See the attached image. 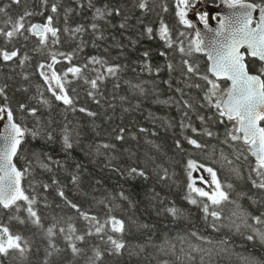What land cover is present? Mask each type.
I'll return each instance as SVG.
<instances>
[{
  "label": "trees",
  "instance_id": "1",
  "mask_svg": "<svg viewBox=\"0 0 264 264\" xmlns=\"http://www.w3.org/2000/svg\"><path fill=\"white\" fill-rule=\"evenodd\" d=\"M245 1L264 6V0ZM142 2L145 0H22L13 4L12 0H0V7L6 8L13 21L25 12L33 13L26 17V28L43 25L52 16L53 26L59 30V43H51L53 38L48 34L47 45H41L39 38L27 30L12 39L0 34V50L18 52L11 61L0 57V88L4 89L0 107L7 106L15 122L44 132L42 138L26 136L14 161L20 170L29 169L21 184L26 194L37 200L33 208L41 225L32 223L24 201L19 202V212L0 207V224L21 235L22 244L27 242L23 256L18 251L0 255V264H246L248 257L264 264V243L258 237L247 239L254 234L253 228L264 229L252 219L264 213V189L252 183L258 180L254 159L242 140L232 141L227 136L234 122L225 118V123H220L217 110L205 100L210 85L200 75L213 79L205 57L179 50L183 47L187 52L196 37L191 27L181 23L177 1L146 0L145 9L139 7ZM53 4L57 5L56 13L51 11ZM97 8L112 15L99 18ZM7 18L0 16V28L5 31L11 30V25L5 27L3 23ZM161 22L169 27L172 47L160 39ZM93 24L97 25L95 29ZM78 27L83 31L75 32ZM149 27L153 29L151 36ZM54 53L60 61L54 66L59 74L73 65H87V78L97 76L93 68L105 76L96 91L69 74L67 87L76 97V111L57 101L40 75L39 65L51 63ZM59 53L71 55V62ZM92 57L105 61L106 66L119 65V71L115 76L108 75L100 65L89 63ZM185 60L198 66L199 75L187 72ZM246 63L252 74H258L261 63ZM129 82L139 87L133 88ZM217 83L220 92L227 91V82ZM197 84L201 87H195ZM90 91L95 92V98L88 95ZM42 98L49 104L42 103ZM21 105H25L23 111ZM81 107L97 115L88 116L78 110ZM33 108L37 109L35 116L29 114ZM182 123L197 128L198 133L191 127L182 128ZM65 126L70 132L71 149L64 147ZM121 129L124 139L118 140ZM205 129L213 136L209 137ZM47 132H51L52 140L46 138ZM188 138L204 147L196 148ZM104 144L114 147L104 148ZM34 153L49 164L51 171L37 163ZM189 160L212 168L229 194L231 202L218 209L221 220L214 221L210 216L206 220L202 206L192 205L185 198L189 193ZM132 168L142 170L145 176L130 174ZM73 177L78 178L76 182ZM61 190L64 197L59 195ZM192 195L198 201L202 199ZM68 201L97 217L101 224L110 216L123 220L125 233L120 236L106 227L104 233L96 234L92 223ZM169 207H177L183 214L174 217L166 211ZM242 211L247 217L240 215ZM13 216L26 222L11 219ZM53 225H57L55 234L49 237L47 229ZM69 225L75 226L76 234L85 236L83 241H72L82 250L79 254L72 252L65 239L67 232H59V227L67 230ZM89 230L92 235H87ZM108 235L125 243L120 254L114 253ZM49 252L53 254L49 256Z\"/></svg>",
  "mask_w": 264,
  "mask_h": 264
},
{
  "label": "snow or ice",
  "instance_id": "2",
  "mask_svg": "<svg viewBox=\"0 0 264 264\" xmlns=\"http://www.w3.org/2000/svg\"><path fill=\"white\" fill-rule=\"evenodd\" d=\"M13 4H20L22 0H12ZM44 3H47V0H44ZM179 4H186L187 0H178ZM230 8H239L242 11L239 13L233 14L230 18H225L221 21L220 29L214 33L212 37L203 36L201 33L197 32L196 39L192 41L190 48L185 51L183 47L179 50L181 53L191 56L193 52L196 53H205L211 61V65L208 71L216 79H210L208 75H200V79H203L210 85V88L205 93V100L208 102V106L214 107L218 115L222 118L220 123H225V118L229 122H234L232 127L228 129L227 136L232 141H243L247 145V150L255 157V167L253 171L255 172L258 180H253V186L258 189H264V8H260L259 22L255 27H252L253 19L252 12L258 7L257 5L246 3L245 0H228ZM141 9L146 8V0L139 4ZM167 9H165L166 11ZM51 11L56 13L58 11L57 5L53 4ZM112 15L111 12L105 13L103 9L97 8L96 15L99 18H103L105 15ZM119 15V11L116 12ZM33 15L32 12H25L24 15L20 16L15 21L12 20L6 11V8L0 7V16H7V20L3 21L5 27L11 25V30L5 31L4 28H0V34L5 35L7 38L12 39L17 35L23 34V30H27L32 33V35L39 38L41 45H47L49 43V35L53 38L51 43H59L58 38V29L53 26V17L48 16L47 22L43 25L41 24H31L27 26L25 20L27 16ZM186 13L181 10L178 12L180 21L183 24L191 27L192 25L184 18ZM202 20H205V17H201ZM206 22V20H205ZM93 29L97 25H92ZM124 27V25H121ZM83 31L82 27L75 29V32L79 33ZM148 34L151 36L153 29L149 27L147 29ZM183 35V33H181ZM160 39L163 40L168 47H172L173 41L169 34V27L161 22L159 30ZM244 49V51H242ZM18 55L16 50L7 51L0 50V57L4 61H11L14 57ZM59 55L64 56L65 59L71 62V55H66L64 53H59ZM145 57L148 56V53H144ZM161 55H166L161 53ZM247 57H252L258 59L261 62V67L258 69V74H252L249 71V65L245 62ZM27 59V57H25ZM23 63V61H21ZM60 63L56 58V54L52 55V62L45 65L40 64V75L44 79L45 83L48 86V91L55 97L57 101H61L66 107H70L72 111H76L75 100L76 97L70 94L68 90V84L70 81L67 79L69 74H71L76 79H83L85 83L90 84L91 89L98 91L99 83L105 79L103 73L99 69L93 68V71H97L98 74L94 79H89L84 76V70L88 67L87 65L84 68L80 66H71L67 68L63 74H59L55 70V65ZM90 64L100 65L101 68L105 69L108 75L115 76L119 71L120 66H106V62L92 57L89 60ZM184 63L187 65V72L199 75L198 66L194 67L189 61L185 60ZM169 69H172V65H168ZM44 69H48L45 71ZM148 70L151 71V68L148 67ZM159 71V70H157ZM226 79L231 81V86L227 89L226 92H220V84L216 81ZM133 88L139 87V85L131 84ZM191 86V85H190ZM195 87L200 88L201 85L197 84ZM74 91V89L72 90ZM4 93V89L0 88V94ZM89 96L95 98V92L90 91ZM43 97V94L41 93ZM42 103L45 105L49 104L47 99L42 98ZM99 103V101H97ZM167 103V102H165ZM184 105L191 107V104L188 101H184ZM21 111L25 109V105L20 106ZM80 112L87 113L88 116L95 117L97 113L89 111L88 109L81 107L78 109ZM37 109L33 108L29 110V114L35 116ZM187 116V113H184ZM7 119V124H0V128L3 130L0 131V207L5 210L15 208L17 212L20 211L21 205L20 201L27 203L26 211L32 223L35 225H41V219L37 211L33 208V205L37 203L35 197H29L25 189L22 187L21 181L25 177V174L29 171L28 168L20 170L17 165L14 163L15 158L22 151V144L26 136L31 135L33 139L42 138L44 132L35 129L30 130L27 127L15 122L13 112L7 107H0V121ZM201 121L205 118L203 116L199 117ZM182 128H189L193 133H198V129L192 127L190 124H183ZM140 131H146L141 128ZM124 129L120 130V135L116 138L118 140L124 139L123 137ZM206 134L211 137L213 133L205 129ZM46 138L52 140L53 136L51 132H47ZM63 143L66 149H71L73 144L70 138V132L65 126V134L63 136ZM188 143L195 146L196 148H202L204 145H201L197 140L188 138ZM104 148L114 147V145L104 144ZM177 147H180L179 142H177ZM36 157L37 163L41 167L51 171L49 164L44 163L39 154H33ZM51 160V157L48 158ZM56 163H59L58 161ZM229 163H231L229 161ZM188 169L190 170L188 184L189 193L185 197L188 202L192 205L202 206V211L205 214V219L207 220L210 216L214 221L221 220V211L218 209L221 208L226 202H231L229 199V194L223 190V186L220 180L217 178L216 172L210 168L205 167L204 165H199V167L204 168L206 172L211 175V182L204 181V177H200L201 181L209 183V186L215 185L214 190L211 192L206 191L204 188L196 187V181L192 178V171H195L197 164L195 161H188ZM137 174L139 176H145V173L142 170L132 168L130 174ZM167 172L165 170V176ZM78 178L73 177V182H76ZM229 188L232 185H228ZM44 188L47 189L48 185H44ZM192 193H195L197 196L201 197V200H197L193 197ZM59 195L64 197V192L61 190ZM123 196V193H121ZM126 198V197H125ZM66 199V197H65ZM70 206L76 209L79 212L80 216L84 220L92 223L95 228L96 234L104 233L107 227V231L111 233H117L120 236L126 231V224L123 220L118 219L114 216H110L104 223H100L95 216H90L87 212L83 211L78 205L72 204L71 201H68ZM239 207V205H237ZM174 217L182 215L183 210L177 207H169L166 209ZM236 215V213H233ZM241 216L247 217V213L243 211L240 213ZM11 219H17L20 223H25L26 221L18 216H13ZM255 224L264 225V213H261L259 216L252 217ZM247 221L245 220V223ZM59 223V222H57ZM57 225H53L47 229L49 237L55 234V229ZM213 227L216 228L217 225L213 224ZM252 227V225H248ZM76 228L74 225H69L66 230L64 227H59L60 233H66L65 239L70 242L71 250L74 254H79L82 250L76 246L73 239L78 241H83L85 239L84 235L76 234ZM237 231H239V226H237ZM253 235L247 237L248 240H253L258 237L261 243H264V230L259 228H253ZM91 230L88 231L87 235H92ZM196 235V233H193ZM22 237L19 234H14L11 232L10 228L6 225L0 224V255L8 256L12 251H18L21 256L24 255L27 249V242L24 241L22 244ZM107 241L113 246V251L115 254H120L121 250L125 248V243L122 239H118L113 235L107 236ZM51 243V241H50ZM52 247L59 251L58 248H55V245L52 244ZM53 253L49 252L48 255L51 256ZM100 252L97 250L96 256L100 257ZM47 264V262H46ZM246 264H260L253 257L246 258Z\"/></svg>",
  "mask_w": 264,
  "mask_h": 264
},
{
  "label": "water",
  "instance_id": "3",
  "mask_svg": "<svg viewBox=\"0 0 264 264\" xmlns=\"http://www.w3.org/2000/svg\"><path fill=\"white\" fill-rule=\"evenodd\" d=\"M187 5H188V1H187ZM212 10H215L214 14L218 15V18H219L218 21H215V19H213V18H209L208 21L204 24L198 22L197 20L190 21V24L193 26L196 34H197V32H199L203 36L212 37L214 35V33L220 29V25H221L222 20H224L225 18H230L233 16V14H236V13H239L240 11H242L239 8H230L227 0H218L217 6L212 8ZM260 14H261L260 9H257V8L252 12L253 23L256 22V24H257L259 22ZM242 51H244V49H242ZM202 55H204L206 57V59L209 63V67H210L211 61H209V59L205 53H202ZM256 60H258V59H256ZM222 80H226V79H221L218 81H222ZM226 81H228L230 86H231V81H229V80H226ZM0 124H3V125L7 124L6 117L3 121H0ZM2 130L3 129L0 128V131H2Z\"/></svg>",
  "mask_w": 264,
  "mask_h": 264
},
{
  "label": "flooded vegetation",
  "instance_id": "4",
  "mask_svg": "<svg viewBox=\"0 0 264 264\" xmlns=\"http://www.w3.org/2000/svg\"><path fill=\"white\" fill-rule=\"evenodd\" d=\"M217 0H205L204 3H201L199 0V4H194L193 7L190 8V12H188L185 16L188 22L197 20L200 23H204L208 18L216 16L210 13V8L208 6H216ZM201 17H205V20H202Z\"/></svg>",
  "mask_w": 264,
  "mask_h": 264
},
{
  "label": "rangeland",
  "instance_id": "5",
  "mask_svg": "<svg viewBox=\"0 0 264 264\" xmlns=\"http://www.w3.org/2000/svg\"><path fill=\"white\" fill-rule=\"evenodd\" d=\"M177 3H178V0H176ZM192 5L195 4V2L191 3ZM178 6H179V10H183L184 11V5L183 4H179L178 3ZM200 177H204V181H207V182H211V175L206 172L204 170V168H201L199 167V165L197 164V168L195 171H192V178L196 181V187H201V188H204L206 191H209L211 192L212 190H214L215 188V185H211L209 186V183H205L204 181H201L200 180ZM264 230V229H262Z\"/></svg>",
  "mask_w": 264,
  "mask_h": 264
},
{
  "label": "bare ground",
  "instance_id": "6",
  "mask_svg": "<svg viewBox=\"0 0 264 264\" xmlns=\"http://www.w3.org/2000/svg\"><path fill=\"white\" fill-rule=\"evenodd\" d=\"M208 8H210V10H211L210 13H211V14H213V13L215 12V10H212V8H214V6H208ZM247 60H255V59L246 56V61H247ZM246 61H245V62H246ZM255 61H257V62L260 63V61H258V60H255ZM208 69H209V68H208ZM209 74H210V72H209ZM210 76L213 77L211 74H210ZM213 79H214V78H213ZM214 80H215V79H214ZM242 143H243V142H242ZM243 144H244V143H243ZM244 145H245V144H244ZM246 146H247V145H246ZM247 147H248V146H247ZM250 154H251V153H250ZM251 156H252V155H251ZM252 158L254 159V162H256V161H255V157L252 156Z\"/></svg>",
  "mask_w": 264,
  "mask_h": 264
}]
</instances>
